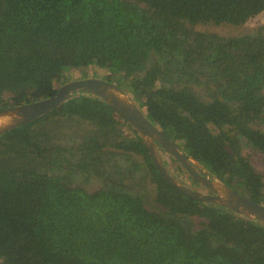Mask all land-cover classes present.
Instances as JSON below:
<instances>
[{
  "label": "trees",
  "instance_id": "1",
  "mask_svg": "<svg viewBox=\"0 0 264 264\" xmlns=\"http://www.w3.org/2000/svg\"><path fill=\"white\" fill-rule=\"evenodd\" d=\"M263 12L264 0H0V95L10 92L1 107L51 97L66 71L94 66L215 179L264 205V176L238 139L264 154V132L249 126L264 118V30H194ZM152 56L169 70L148 67ZM111 114L81 93L0 135V264H264L263 226L170 187ZM118 158L138 193L109 172ZM64 171L104 185L87 192ZM145 180L153 210L139 195Z\"/></svg>",
  "mask_w": 264,
  "mask_h": 264
},
{
  "label": "water",
  "instance_id": "2",
  "mask_svg": "<svg viewBox=\"0 0 264 264\" xmlns=\"http://www.w3.org/2000/svg\"><path fill=\"white\" fill-rule=\"evenodd\" d=\"M81 93L95 96L104 102L141 138L154 168L170 187L186 198L228 210L264 227L263 204L250 200L215 179L205 167L186 155L182 147L163 134L125 89L108 80L85 77L67 81L51 97L0 110V135L42 118ZM159 149L164 150L193 181L211 194L189 189L173 178L159 155Z\"/></svg>",
  "mask_w": 264,
  "mask_h": 264
},
{
  "label": "rangeland",
  "instance_id": "3",
  "mask_svg": "<svg viewBox=\"0 0 264 264\" xmlns=\"http://www.w3.org/2000/svg\"><path fill=\"white\" fill-rule=\"evenodd\" d=\"M264 12L261 13L258 17L250 20L243 26H231V25H219V26H195L194 30L197 32H208L216 34L222 38L227 37H234V36H241V35H251L255 36L262 32L264 30ZM151 66H158L162 72H167L170 65L168 66L166 64V61L164 59H161L156 56H152L149 60L148 67ZM107 75L106 71L101 70L99 68H96L94 66H91L89 68H83V69H77V70H68L65 72L66 80L63 82L66 83L67 81L76 80L81 77H96L104 79ZM141 76L138 77L140 79ZM162 84L164 86L168 85L167 80L165 79ZM10 96V92H4L0 95V105L2 102H5ZM76 96V95H75ZM111 118L115 121H118L120 117L116 114H111ZM250 128L254 130H258L260 132H264V118L262 119H255L250 122L249 124ZM89 126L85 122H81L79 125V129H88ZM126 134L128 131L126 128H124ZM130 134V133H128ZM238 137V136H237ZM240 146L242 147V156L246 158L252 167L261 175L264 176V154L258 151L257 149L253 148L251 145H248L246 139L238 137ZM67 142V141H66ZM159 155L166 166V168L169 170L171 176L175 178L180 184L183 186L195 190L204 192V188L199 185L198 183H194L190 177L184 172V170L177 164V162L170 157L164 150L159 149ZM139 158V157H138ZM126 166L125 159H115V161H112L111 167L109 168L110 173H114L115 171L123 173V176H126L127 180L125 181V184L130 188L132 193H138L140 190L139 187H137L135 184V181L137 180L138 176L131 173H125L124 168ZM134 174V175H133ZM61 176L69 177V183L74 186L78 187L80 189H83L87 192H93L97 189H100L104 185V180L99 179L96 177H85L80 173H71L68 174L67 172L60 173ZM129 175L130 176L129 178ZM126 186V187H127ZM143 186L146 187L148 190H146L147 194H139V195H146L145 196V202L146 207L153 210L152 201H150L151 197L153 196L152 190L154 189V185L150 183L148 180H145L143 182ZM195 224H197V220H194Z\"/></svg>",
  "mask_w": 264,
  "mask_h": 264
},
{
  "label": "flooded vegetation",
  "instance_id": "4",
  "mask_svg": "<svg viewBox=\"0 0 264 264\" xmlns=\"http://www.w3.org/2000/svg\"><path fill=\"white\" fill-rule=\"evenodd\" d=\"M264 27V26H263ZM235 37V36H234ZM82 78H85V77H81V78H78V79H82ZM11 107H14V106H11ZM7 108H10V107H6V108H4V107H1V105H0V110H4V109H7ZM111 167V166H110ZM197 172H199L200 174H201V172H200V170L197 168V167H195L194 168ZM191 179V178H190ZM192 180V179H191ZM193 181V180H192ZM194 183H196L195 181H193ZM197 184V183H196ZM203 187V186H202ZM126 188H129L128 186L126 187ZM204 188V187H203ZM196 190H198V189H195V191ZM203 193H206V194H211V192H209L206 188H204V192Z\"/></svg>",
  "mask_w": 264,
  "mask_h": 264
}]
</instances>
